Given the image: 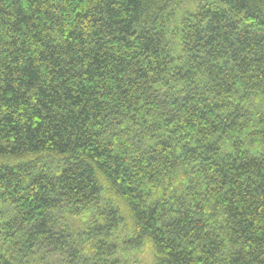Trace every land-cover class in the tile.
<instances>
[{
  "label": "trees",
  "instance_id": "obj_1",
  "mask_svg": "<svg viewBox=\"0 0 264 264\" xmlns=\"http://www.w3.org/2000/svg\"><path fill=\"white\" fill-rule=\"evenodd\" d=\"M183 1L0 0V264H264V0Z\"/></svg>",
  "mask_w": 264,
  "mask_h": 264
},
{
  "label": "rangeland",
  "instance_id": "obj_2",
  "mask_svg": "<svg viewBox=\"0 0 264 264\" xmlns=\"http://www.w3.org/2000/svg\"><path fill=\"white\" fill-rule=\"evenodd\" d=\"M209 1H213V0H209ZM193 2H199V0H194ZM200 2H201V1H200ZM192 5H194V3L191 2V6H192ZM189 7H190L189 4H187V1L185 0V1H183V2L180 4L179 7L174 8V14H175V17H174V19L169 23V27H171V28L174 27L175 20L180 19V18L184 15L185 10H187ZM143 255H144V254H140L136 259H137V260L140 259L141 261H143ZM144 257H146V256L144 255Z\"/></svg>",
  "mask_w": 264,
  "mask_h": 264
}]
</instances>
